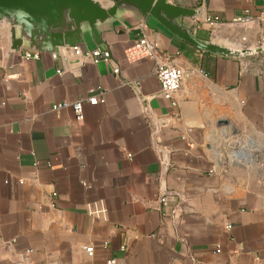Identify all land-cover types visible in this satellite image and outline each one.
Segmentation results:
<instances>
[{"label": "crops", "instance_id": "1", "mask_svg": "<svg viewBox=\"0 0 264 264\" xmlns=\"http://www.w3.org/2000/svg\"><path fill=\"white\" fill-rule=\"evenodd\" d=\"M169 1L200 10L181 21L201 39L259 45L264 0ZM140 36L183 70L174 104L151 59L125 60ZM101 39L93 63L0 35V264H264V53L201 51L129 11ZM78 99L81 122L51 108Z\"/></svg>", "mask_w": 264, "mask_h": 264}, {"label": "water", "instance_id": "2", "mask_svg": "<svg viewBox=\"0 0 264 264\" xmlns=\"http://www.w3.org/2000/svg\"><path fill=\"white\" fill-rule=\"evenodd\" d=\"M126 11L154 20L180 41L201 51L231 58L264 53L262 46L234 47L197 37L181 18H195L200 10L169 0H0V35L7 36L9 49L14 51L27 47L52 53L61 46L82 48L89 41L99 46L104 44L102 26ZM216 160L217 164L221 162L220 158Z\"/></svg>", "mask_w": 264, "mask_h": 264}, {"label": "built area", "instance_id": "3", "mask_svg": "<svg viewBox=\"0 0 264 264\" xmlns=\"http://www.w3.org/2000/svg\"><path fill=\"white\" fill-rule=\"evenodd\" d=\"M245 18L237 17L234 19V22H240L244 20ZM257 19L260 23V39H259V45L264 47V10L260 11V13L257 16ZM66 50L74 56H80L83 59H89L93 63H98L100 61H109L111 59L110 57V51L107 48H103L101 46H96L89 50H83L80 47L74 46V47H66ZM26 57H37L38 52L35 51L34 53H26ZM52 56L55 57V54L52 53ZM124 58L128 63H133L135 61H138L142 58H148L151 59L155 64V75L159 82V93L166 99H169L172 101V104H174V95L178 92V90L181 87L182 80L184 77L183 70L176 64H174L171 59L162 54L159 51L157 43L154 41L149 40L146 36H140L138 37L131 45L126 47L124 49ZM113 73L115 75L119 74V67L117 64L114 65L112 69ZM60 72V71H59ZM100 93V91H99ZM87 101L90 104H98L102 103L104 101L103 96L98 95H91L87 98ZM72 107L73 112L75 114V120L81 122L83 119V113H82V99H78L76 101H60L57 103H53L51 108L53 110H57L63 107ZM231 155V161H241L244 158V153L241 151H238L237 149H232L230 151ZM161 201H165V197L161 198ZM94 212H100V210H96ZM230 226L227 225V228ZM83 250L88 256L93 255L94 247L91 244L84 245ZM218 251V249H216ZM30 252V250H28ZM20 264H27L24 261L20 262ZM33 264V263H29ZM47 264H62L58 260H51ZM70 264H78V263H70ZM105 264H123L122 261L119 258L116 257H110L106 260Z\"/></svg>", "mask_w": 264, "mask_h": 264}]
</instances>
